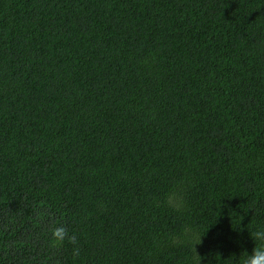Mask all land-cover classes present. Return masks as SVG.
<instances>
[{
  "label": "trees",
  "instance_id": "1",
  "mask_svg": "<svg viewBox=\"0 0 264 264\" xmlns=\"http://www.w3.org/2000/svg\"><path fill=\"white\" fill-rule=\"evenodd\" d=\"M257 230L264 0H0V264H244Z\"/></svg>",
  "mask_w": 264,
  "mask_h": 264
},
{
  "label": "clouds",
  "instance_id": "2",
  "mask_svg": "<svg viewBox=\"0 0 264 264\" xmlns=\"http://www.w3.org/2000/svg\"><path fill=\"white\" fill-rule=\"evenodd\" d=\"M51 235L56 244L62 245L65 241L77 245V237L70 233L66 226H56L51 229ZM255 244L251 253L247 252L244 264H264V230H257L250 235ZM79 248H73V255H79Z\"/></svg>",
  "mask_w": 264,
  "mask_h": 264
}]
</instances>
